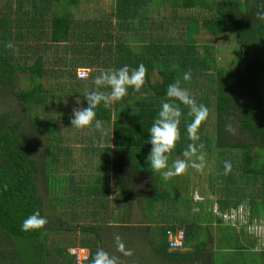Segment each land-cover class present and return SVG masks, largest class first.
Here are the masks:
<instances>
[{
  "label": "trees",
  "instance_id": "trees-1",
  "mask_svg": "<svg viewBox=\"0 0 264 264\" xmlns=\"http://www.w3.org/2000/svg\"><path fill=\"white\" fill-rule=\"evenodd\" d=\"M78 1L0 0V264H78L68 251L77 246L89 248L88 258L81 264H92L97 249H116L111 235L116 230L124 233L123 242L132 256L143 244L149 257L157 256L164 264H245L250 259L248 250L236 245L234 226L223 225L222 216L217 217L203 202L192 204L187 195H176L171 180L165 182L159 174L154 175L143 155L147 158L151 150L148 128L167 86L179 79L181 86L209 109L197 143H203V150L214 155L209 187L217 196L218 211L224 213L239 205H248L252 211L258 208L259 198L264 197V22L256 20L255 13L264 0H139L133 2L135 8L123 6L129 0H122L123 7L118 6L117 15L110 13V20L103 14L96 16V12L73 20L69 9ZM144 1L146 6H142ZM137 14L145 19L136 20ZM112 15L118 20L123 17L131 27L124 29L118 20L112 23ZM199 20L213 35L231 26L237 55L230 68L218 65L213 46L190 39L200 30ZM9 42L12 48L6 47ZM140 64L147 69L141 91L130 88L112 109L103 105L96 109L97 118L104 121L102 132L74 129L72 117L65 120L60 112L54 120L43 112L48 103H54L53 93L57 86L63 88V83L74 86L75 97L69 99H78L80 88L91 81L94 85L101 69ZM78 69L86 70V77L78 78ZM153 73L159 80L151 83ZM185 75L190 79L185 81ZM48 77L56 84L45 86L43 78ZM58 77L61 80L57 81ZM22 82L27 86L22 88ZM138 95L142 100L135 102ZM69 112L72 115L73 109ZM59 120L66 121L65 129L83 132L75 142L83 139L108 149L101 134H110L109 143L118 153L112 161V185L118 200L111 207L90 197L80 206L69 204L76 194L75 189H69L68 205L63 200L57 207L60 203L48 198L52 210L46 216L49 211L41 199L40 186L47 193L50 190L47 171L56 169V161L66 174L72 173L71 165L74 168L78 162L80 169L85 165L89 169L93 158H86V153L74 154L77 159H71L68 166L66 160L56 159L54 152L50 155L49 146L53 147L56 138L62 142L65 135L59 131ZM180 131L181 140L170 158L182 153L189 142L184 121ZM89 133H98V139H88L85 135ZM225 161L232 165L228 174ZM167 184L170 191L163 188ZM173 195L179 196L180 202ZM157 196L158 204H164L157 206H161L159 210L151 204ZM168 196L171 202L165 204ZM122 202L127 207H121ZM193 207L198 208L197 213H191ZM182 209L184 215L178 214ZM36 210L47 223L38 231H22L23 220ZM53 214L58 218L55 222ZM87 214L105 225L95 223L81 233L75 227L79 238H73L72 227L62 225L69 217L73 221ZM126 217L129 223L120 224ZM212 228L217 233L228 230L227 237L216 238L214 248L207 246L213 239ZM180 229L185 234L183 248L190 251L169 249L167 232ZM261 254L264 257V252ZM262 260L255 264H262Z\"/></svg>",
  "mask_w": 264,
  "mask_h": 264
},
{
  "label": "rangeland",
  "instance_id": "rangeland-1",
  "mask_svg": "<svg viewBox=\"0 0 264 264\" xmlns=\"http://www.w3.org/2000/svg\"><path fill=\"white\" fill-rule=\"evenodd\" d=\"M135 1L138 2L139 0H129V3H126L123 6L127 4H131V7L135 8V5H133V2ZM145 3L146 2L144 1L142 6H146ZM122 4H123L122 0H79L76 6H73L69 9V12L73 15V20L82 19L85 16L91 14L92 12H96V16L100 14L106 15L108 19L110 20L111 14L114 13L115 15H117L116 13L118 12V6L119 5L122 6ZM135 10L137 13H139L138 9H135ZM165 13L168 14L167 11H165ZM112 17H113L112 23L118 20V17L114 15H112ZM141 17L142 16L139 14L135 16L136 20L140 19ZM122 18L123 17H120V20H118V22L120 21L122 23L121 26L124 29L131 27V25H129L128 23H125ZM141 19L144 20L145 18L143 17ZM199 25H200V30L197 33H194V35H192L190 39H192L193 37V39H195L197 43L209 44L213 46L214 50L217 49V52H215L214 50L212 51L214 55L217 56L218 65L220 67L230 68L231 65L233 64V60H232L233 57H236L237 55L236 43L234 41V35H233V30L231 26H228L226 30L220 31L217 35H213L211 34V31L209 29H206L205 27L202 26L201 21L199 22ZM135 26H137V23H135ZM170 31L171 30L168 29L167 33L171 34ZM75 62H78V61L75 60ZM61 78L62 77H58L57 81L61 80ZM43 80H44L43 83L45 86H51L54 83L56 84V82H54V79H51V77L43 78ZM150 80H151V83H153L155 80H159L157 73H153L150 77ZM63 85H62L63 88L60 87L59 89H58L59 86H57L56 93H53L55 95L52 96L53 98L51 100H53L54 103H48L43 110L47 118H52L54 120H57L58 113L60 112L64 113L65 120L66 118L72 117L69 110L73 109L74 107H79V106L86 107L87 101L84 99V93L86 91H92L95 87L92 84V81L89 82L88 84H85L83 87L80 88L81 94L78 96V99L74 98L70 100L69 97H75V94H73L74 86L69 85L68 82L63 83ZM20 86L24 88L27 86V84L26 82H22L20 83ZM77 100L81 101V105H77L76 103ZM141 100H142L141 95H138L135 102H139ZM122 107H128V105H123ZM108 109H112V106L109 107ZM16 115H19V112L16 111ZM65 120L64 121L59 120L60 121L59 131L62 133H65L64 138L62 142H60V140L57 138L56 140L52 142L53 147L51 145L49 146V149L52 151V153L50 152V155L51 154L53 155V152H54L55 158L58 160H66L65 162L67 163L68 166L71 162V159L75 157L74 154L79 155L80 153H86V158H87V156L94 157L95 156L94 154L96 153V156H95L97 157L95 158L96 161H102V157L104 155H107V157L109 158L111 157L112 160L116 157L118 153H115L114 150H111L112 146L109 143L110 134H107L104 132L103 134H101L102 137H106L107 139L108 143L107 144L104 143V144L109 146L108 149H106L105 147H98L97 144H94V143L93 144L86 143L83 139L82 140L80 139L78 142H75V140L78 139V137L82 136L83 132L80 133V131L77 132V131L72 130L71 128L65 129L66 128ZM85 136H87V138L89 139L93 137L94 134L89 133V134H86ZM97 137H98V133L95 134L94 140ZM43 141L44 139L40 137L39 144H42ZM87 144H89L88 147H86ZM203 151L206 154V166L202 171H196L195 169H192L190 167L184 175L176 176L170 179L173 185L175 186L174 188H176V195H179V194H181L182 196L187 195L188 199L191 201L192 204H195L196 202H203V205L207 209H210L217 217L222 216V219L224 222L223 225L234 226L233 232L237 234L236 245H240L239 249H242L241 246H243L245 250H248L247 254L250 257V259H246L244 263L245 264H255V262L260 261V259L264 258L263 255L261 254L264 252V204H263L264 197L262 196L259 198L258 208H255V211L250 210L248 205H239V207L236 209H231L224 213H220L217 208V202H216L217 196L211 193V190L209 187L210 186L209 181L212 178L210 176V173H211L210 171H212L214 164H215V161L212 160L214 155L212 153L208 155L206 150H203ZM38 153H40V151ZM143 156H144V160H146L145 158L146 154H144ZM181 156H182V153H177L176 155L170 158V162L171 160L177 157H181ZM74 159L76 160L77 156ZM147 166L149 167L150 165L148 164ZM60 167H61L60 161H56V169H53L52 171L50 169L49 171H47L48 173L47 175L48 188L47 189L48 190L50 189L48 193L46 192L44 186H40V196L42 197L41 199L45 205L44 207L47 208V211H49L46 213V216H50L51 215L50 210H52L50 207V202L48 198L53 199L55 202H59L60 205L57 207H60L63 204V200H67L65 203L68 205L67 202L69 200L66 198L71 197L68 195L70 193L69 189H72V190L75 189V192H76V194H73V196L75 197L74 198L75 201H69V204L75 203L80 206L81 204L86 202L88 197H90L97 201L104 202V207L106 206V203H109L108 207H111V205L116 200H118L117 192L115 193L116 191L115 188L112 189L111 192H108L107 190L108 186L105 188L106 184L103 181L107 180L106 174H102L101 171H105L106 168H100V172L99 173L97 172V174L95 175L96 177L103 176L105 178L104 179L102 178L101 181H98L97 183H95L94 177L91 178L93 176L92 170L86 169V167L83 169H80L79 168L80 162H78V164H76L74 168H72V165H71L70 169H72L71 170L72 173H70L69 171L67 172V174L63 173V169L61 170ZM163 188H165L166 191H170V189H172L170 184L169 185L167 184V186L163 185ZM67 191L69 193H67ZM173 196L176 198L175 199L176 202H180V199H177L179 198V196H175V195ZM84 197H86L85 200H84ZM168 198L169 196L166 198L165 201L163 198L161 200L164 201L165 204H168L171 202L170 201L171 199H168ZM208 199L212 200V203L206 202V200ZM158 200H159V197L157 196L154 199V202L151 203L152 206L155 205L154 208L156 210H159L160 207L164 205L163 203H159L162 205L160 207H157L159 205ZM84 207L87 208L86 205ZM121 207H127V206L125 203L122 202ZM118 211H115V212H117L118 214ZM184 211L185 210L183 209L179 210L178 214L184 215L183 213ZM70 212L71 214H73V211H70ZM197 212H198V208L193 207L191 213H197ZM122 213H124V211H122ZM54 217L55 216L53 214L52 218L54 219V222H55V220H58V218L56 219V217L55 218ZM77 217L78 218L73 221L70 220L71 217H69L68 218L69 221L67 220L66 221L67 223L62 225L66 227L67 226L72 227L71 236H73V238L74 236L79 238L78 234L76 235L75 233L76 230L78 232L79 231L82 232L86 229H89L95 223L98 226L105 225L103 223L98 224L97 223L98 220L97 221L94 220V215L87 214L86 217L85 216H77ZM128 220L129 218L126 217V219L121 221L120 224L123 222L127 223ZM54 222L53 224H55ZM143 224H145V222ZM75 227H77L76 230H75ZM179 228L184 229L185 231L184 227H179ZM212 229L215 230L214 228ZM112 230H115V229H112ZM98 233L103 234L101 232H98ZM106 233L110 234L109 232H106ZM116 233L119 234L121 237H124L123 236L124 233L122 234V232L119 230H116V232L111 231L112 236H114V234ZM227 234H228V230L226 229H224L223 231H220L219 233H217V231L215 230L213 233V239L207 246L214 248L216 246V238L217 240L218 239L220 240L223 236L227 237ZM95 236H96L95 233L92 232V237L94 239H95ZM48 240H51V238L49 237ZM111 247L113 246L111 245ZM127 247L129 246H126V248ZM77 248H79V246H77ZM135 248L137 249L138 247L135 246ZM144 248L145 246L143 244H140L138 250H136L135 255L130 258L128 257L129 259L121 255L119 252H117L116 249L112 251L111 250H107V251H109L110 254L120 256L121 260L123 261V264H164L162 260L157 258V256H155L154 258L149 257L148 249H144ZM86 250L89 252V248L86 247L84 248L82 252L78 253V256L82 257L84 254H86L87 252ZM178 251L180 252L190 251V249L183 248ZM73 256L75 257V255ZM261 262L262 264H264V260H262Z\"/></svg>",
  "mask_w": 264,
  "mask_h": 264
},
{
  "label": "clouds",
  "instance_id": "clouds-1",
  "mask_svg": "<svg viewBox=\"0 0 264 264\" xmlns=\"http://www.w3.org/2000/svg\"><path fill=\"white\" fill-rule=\"evenodd\" d=\"M256 20L264 22V5L255 13ZM254 27V23H253ZM6 47L12 48L9 42ZM147 69L144 64L138 67L123 65L120 68L101 69L95 76V85L92 91L84 93L87 107H74L71 124L74 129L94 128L96 131H103L104 121L97 118L96 109L103 105L105 108L111 107L114 103L122 101L131 88L135 92H140L146 79ZM185 81L189 76L183 77ZM77 105L81 101L77 100ZM208 107L198 102L197 98L189 89L181 86L179 79L167 86L165 96L161 101L159 110L152 119L148 128L151 150L146 158L151 171L159 174L165 182L173 177L184 175L191 167L196 171H202L206 166V154L203 143L199 140V129L209 118ZM184 127L189 141L182 151V156L170 162L171 154L176 150L177 144L181 140V123ZM225 174L231 171L230 162H224ZM47 223L45 217L41 216L38 210L25 218L21 225L24 232L38 231ZM116 251L123 256H132L131 249L126 248L122 237L119 234L113 236ZM92 264H123L120 256L110 254L103 248L97 249Z\"/></svg>",
  "mask_w": 264,
  "mask_h": 264
},
{
  "label": "built area",
  "instance_id": "built-area-1",
  "mask_svg": "<svg viewBox=\"0 0 264 264\" xmlns=\"http://www.w3.org/2000/svg\"><path fill=\"white\" fill-rule=\"evenodd\" d=\"M87 75V71L84 69H78L77 71V76L78 78H84ZM184 231L183 230H176L175 232H167V241H168V245H169V249L170 250H179L183 248L184 245ZM84 249H80V248H71L69 249V253L73 256L75 255L76 257V261L78 262V264H81L84 260H86L88 258V251L86 252V254H84L82 257L78 256L79 252H82Z\"/></svg>",
  "mask_w": 264,
  "mask_h": 264
},
{
  "label": "crops",
  "instance_id": "crops-1",
  "mask_svg": "<svg viewBox=\"0 0 264 264\" xmlns=\"http://www.w3.org/2000/svg\"><path fill=\"white\" fill-rule=\"evenodd\" d=\"M98 147H100V146H98ZM111 150H113V149H111ZM94 155L96 156V153ZM95 156L92 159H90L91 162L88 163L89 169H91L92 172H93V176L91 178L94 177V182L95 183H97L98 181H101L102 178L104 179L105 177H103V176L96 177L95 175L97 174V172L98 173L100 172V168H106L105 171H101V173L102 174H106V179L107 180L106 181L104 180L103 182L106 184L105 188L108 186V188H107L108 192H111L112 189H114V187L112 185V178H113L112 161L113 160H112L111 157L109 158V157H107V155H104L102 157V161H96L95 158H97V157H95ZM85 167H86V165L83 168H85Z\"/></svg>",
  "mask_w": 264,
  "mask_h": 264
}]
</instances>
